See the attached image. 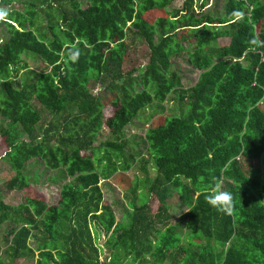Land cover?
Masks as SVG:
<instances>
[{
	"label": "trees",
	"instance_id": "1",
	"mask_svg": "<svg viewBox=\"0 0 264 264\" xmlns=\"http://www.w3.org/2000/svg\"><path fill=\"white\" fill-rule=\"evenodd\" d=\"M177 1L0 0V26L8 34L0 44L5 147L0 161L7 160L16 173L8 191L23 194L17 207L0 201V225L13 227L7 248L13 259L134 264L149 257L153 264H264V171L262 178L250 175L253 162L264 166V0H224L223 13L214 16L206 13L209 0H185L175 10ZM43 13L51 36L37 27ZM128 33L147 45L148 61L138 76L134 69L122 71ZM186 43L193 45L189 63L200 71L188 90L172 62L187 52ZM24 56L42 60L46 71L32 70ZM22 72L27 80L33 74L36 79L22 86ZM103 77L111 91L105 103L91 91ZM171 94L187 104V115L155 120V114L146 120L143 139L157 169L149 194L159 200L155 219L164 230L156 229L147 204L134 208L133 224L124 228L103 202L96 156L105 148V161L115 169L124 162L130 169L128 161L140 160L145 169L149 159L142 150L126 154V129L141 122L148 109L164 110ZM34 100L53 116L44 130ZM17 127L28 139L17 138ZM104 130L108 140L95 146ZM34 160L52 170L64 168L71 178L59 206L33 197L24 167ZM217 180L233 197L231 212L209 202ZM176 197L187 211L172 225ZM182 229L192 232L186 246ZM35 232L45 237L37 249L30 246ZM101 233L109 236L110 258L104 263L105 248L97 244Z\"/></svg>",
	"mask_w": 264,
	"mask_h": 264
},
{
	"label": "rangeland",
	"instance_id": "2",
	"mask_svg": "<svg viewBox=\"0 0 264 264\" xmlns=\"http://www.w3.org/2000/svg\"><path fill=\"white\" fill-rule=\"evenodd\" d=\"M185 0H178L174 6L175 10H180L183 8ZM224 0H209L208 6L206 8V13L212 16L223 13ZM21 7V6H20ZM47 14L43 13L41 24H37L38 29L46 31L49 35L50 32L46 29L47 27ZM47 35V34H43ZM51 36V35H50ZM8 38L6 29L0 26V44L3 43ZM127 51H126V61L123 64V73L130 72L134 69L133 76H138L140 74L141 67L145 66L147 63V45L144 39L132 33L127 34L126 39ZM187 52H182L180 55L173 58L172 62H175V68L180 71L183 76V87L185 90L192 88L196 85L200 71L196 70L189 63V53L188 51H193V45L186 43ZM25 63L32 68L35 72L46 71L45 64L42 60L36 59L33 56L23 57ZM24 72V71H23ZM23 72L20 75L19 81L22 86H25L27 81L33 82L36 79V75H30V79H26ZM26 73V71H25ZM23 76V77H22ZM102 84L92 86L93 96L101 98V101L110 97L111 91L108 90L109 84L103 77L101 79ZM179 95L171 94L168 98L167 103L164 104L163 108L155 106L152 109H148L142 115L140 113L141 122L133 121L129 127L126 129V137L128 147L126 149L127 156L129 155V149L132 150H142L144 152V157H148L149 162L147 167L144 169L142 166V160L135 161L130 164V169H125V162L119 164L117 169H115L116 164H107L105 161L106 151L105 148L99 150L95 164L98 171L102 173L100 182V188L103 192V202L109 205L116 217L117 223H120L124 228H130L133 224L134 219V208H140L142 205L147 204L150 217H154L156 221V229L164 230V225L155 219V214H157L160 203L156 195L149 194V184L157 178L156 168L154 167V162L149 154L145 152L144 149V137L148 130L146 126V120L149 121L151 117L157 114L156 119L162 117L165 119L180 118L186 116L188 113V107L186 103L180 100ZM33 107L35 110L40 112L43 117V123L40 127L44 130L49 126L53 119V116L46 111L37 100L33 101ZM163 111V112H162ZM111 112L110 107L107 108L106 113ZM71 122V120H67ZM0 123L2 121L0 120ZM79 133V130L77 131ZM17 138L18 139H28L26 135H23L20 128L17 127ZM81 136V133H80ZM108 140V133L105 130L97 139L95 146ZM5 147L1 146L0 139V156L3 155ZM101 158L102 162H98L97 159ZM114 159V157H113ZM112 177L108 179L106 177L110 170L114 171ZM251 170L253 173L250 175H255L262 178V172L264 171V166L261 161L253 162ZM16 173L11 168L10 163L7 160L0 161V201L8 206L17 207L23 202V194L19 191L9 192L7 188L8 182L14 178ZM24 176L32 184V195L33 197H41L46 200V203L51 207H57L61 202V191L64 185L71 180L70 177L65 173L64 168L61 170H52L48 168L44 162L40 160L29 161L24 167ZM110 177V176H108ZM170 214L172 215L171 223L175 225L178 223L180 216L187 211V207L176 197L171 201ZM13 227L8 224L0 225V264H36L37 257L35 258H23V259H13L7 248L10 244V237L8 235ZM94 228V225H93ZM62 232L64 230L62 229ZM180 236L182 237V245L186 246L189 242V236L192 234L191 231L187 229L179 230ZM108 235L101 233L100 237L97 239V244L99 247L105 246V242L108 240ZM152 241H156L157 237L155 233L150 234ZM45 240L44 234L35 232L34 237L30 240V246L33 249H37L38 246L42 245ZM205 241H202L204 243ZM110 251L105 248L102 253L100 261L104 263L109 261ZM133 260V258H129ZM134 264H153V261L147 257L143 260L134 262ZM168 264V263H166Z\"/></svg>",
	"mask_w": 264,
	"mask_h": 264
},
{
	"label": "clouds",
	"instance_id": "3",
	"mask_svg": "<svg viewBox=\"0 0 264 264\" xmlns=\"http://www.w3.org/2000/svg\"><path fill=\"white\" fill-rule=\"evenodd\" d=\"M4 15L3 12H0V17ZM209 202L217 207L218 210L224 211L227 210L231 212L234 208L233 197L229 192L221 190V181H216V190L212 196L209 197Z\"/></svg>",
	"mask_w": 264,
	"mask_h": 264
},
{
	"label": "crops",
	"instance_id": "4",
	"mask_svg": "<svg viewBox=\"0 0 264 264\" xmlns=\"http://www.w3.org/2000/svg\"><path fill=\"white\" fill-rule=\"evenodd\" d=\"M94 223H92V225H93ZM102 234H104V233H102ZM105 235V234H104ZM101 248H105V246H102Z\"/></svg>",
	"mask_w": 264,
	"mask_h": 264
}]
</instances>
